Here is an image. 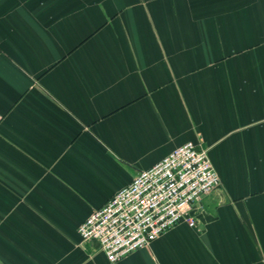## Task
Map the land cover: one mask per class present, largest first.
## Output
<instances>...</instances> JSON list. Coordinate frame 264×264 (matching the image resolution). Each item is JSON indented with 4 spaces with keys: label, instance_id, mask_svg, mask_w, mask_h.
Returning a JSON list of instances; mask_svg holds the SVG:
<instances>
[{
    "label": "crops",
    "instance_id": "obj_1",
    "mask_svg": "<svg viewBox=\"0 0 264 264\" xmlns=\"http://www.w3.org/2000/svg\"><path fill=\"white\" fill-rule=\"evenodd\" d=\"M189 141L220 175L195 227L82 240ZM0 264H264V0H0Z\"/></svg>",
    "mask_w": 264,
    "mask_h": 264
},
{
    "label": "built area",
    "instance_id": "obj_2",
    "mask_svg": "<svg viewBox=\"0 0 264 264\" xmlns=\"http://www.w3.org/2000/svg\"><path fill=\"white\" fill-rule=\"evenodd\" d=\"M189 141L133 180L80 224L83 241H96L110 262L148 247L182 220L195 227L192 206L220 186L208 152Z\"/></svg>",
    "mask_w": 264,
    "mask_h": 264
}]
</instances>
